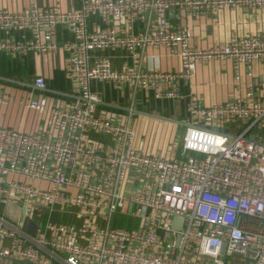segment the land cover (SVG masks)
Returning a JSON list of instances; mask_svg holds the SVG:
<instances>
[{
  "label": "built area",
  "instance_id": "2783aa9c",
  "mask_svg": "<svg viewBox=\"0 0 264 264\" xmlns=\"http://www.w3.org/2000/svg\"><path fill=\"white\" fill-rule=\"evenodd\" d=\"M240 7L257 11L264 0H91L70 12L37 5L0 11V30H30L35 37L0 41V54L64 49L69 52L64 74L78 91L67 106L46 98L29 102L47 113V130L0 127V201L23 204L26 215L60 205L84 217L82 224L48 220L34 235L0 217L2 257L32 264H52L57 254L67 264H264V90L251 86L240 98L212 106L192 97L183 156L173 159L142 151L128 125L98 115L99 99L90 90L98 80L174 98L169 86L190 77L199 63L216 60L232 61L240 80L242 67L264 64V32L206 51L194 48L192 33L172 27L167 17L172 10L192 16ZM92 15L148 24L138 34L113 26L91 31ZM58 25L76 39L61 46L49 41ZM159 47L178 54L179 73L138 64L116 71L103 57L90 66L96 50L126 49L137 59L138 49ZM35 85L46 88L42 77ZM91 132L110 137L109 150L99 148ZM126 207L138 225L111 227ZM176 216L184 218L181 230L172 226ZM100 218L106 226H99Z\"/></svg>",
  "mask_w": 264,
  "mask_h": 264
},
{
  "label": "crops",
  "instance_id": "0c3cea01",
  "mask_svg": "<svg viewBox=\"0 0 264 264\" xmlns=\"http://www.w3.org/2000/svg\"><path fill=\"white\" fill-rule=\"evenodd\" d=\"M91 0H0V11L11 13L22 12L33 5L44 9H60L64 12L80 10ZM168 21L176 29H187L192 33L191 44L194 48L210 50L229 43L236 37H246L264 32V8L254 11L246 7L225 8L217 13L206 12L198 15H185L180 10H172L167 15ZM148 20L139 19L131 22L128 17L107 20L98 15L88 18L91 31H102L116 27L123 33L138 34L144 32ZM30 30L16 29L6 34L0 30V41L30 42L34 39ZM76 39L65 25H58L53 41L59 46ZM48 41V40H47ZM107 58L116 71H123L129 66L138 64L143 69L155 67L162 72L179 73L182 69L181 59L169 47L138 49L135 59L126 49L96 50L90 54V66L97 59ZM69 52L57 49L51 53H39L30 49L26 53L12 57L0 54V127H8L36 133L49 128V117L29 107L31 100L46 98L54 105L67 106L78 94L73 82L65 77L64 65ZM252 74V75H249ZM238 72L230 60L201 62L188 78H180L168 88L175 91L174 98H158L153 88L132 90L126 85L94 80L90 90L99 102L97 114L128 125L136 135L138 148L149 154H156L173 159L183 156L182 140L186 129L192 123L188 104L192 97L204 105L234 101L243 96L251 86L258 91L264 90V64L255 63L252 70L242 67L240 80ZM38 77L44 78L46 88L35 85ZM90 138L102 150H109L111 138L97 132H91ZM11 177H7L8 180ZM4 178L0 174V181ZM24 205L0 201V217H5L25 234L29 231V221L40 225L48 220L75 222L82 224L84 217L78 209L63 208L56 205L53 209H42L29 212L21 221ZM100 227L107 222L100 218ZM138 220L130 209L117 212L111 227L133 228ZM9 244V239L5 241ZM0 264H32L17 261L0 255ZM52 264H67L65 256L57 254Z\"/></svg>",
  "mask_w": 264,
  "mask_h": 264
},
{
  "label": "water",
  "instance_id": "95a60500",
  "mask_svg": "<svg viewBox=\"0 0 264 264\" xmlns=\"http://www.w3.org/2000/svg\"><path fill=\"white\" fill-rule=\"evenodd\" d=\"M26 216V209H23L22 211V217H21V223L24 220V217ZM183 224H184V218L182 217H174L173 222H172V226L175 229L181 230L183 228ZM29 231L32 235L36 234V225L33 221H29Z\"/></svg>",
  "mask_w": 264,
  "mask_h": 264
}]
</instances>
